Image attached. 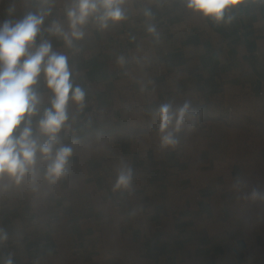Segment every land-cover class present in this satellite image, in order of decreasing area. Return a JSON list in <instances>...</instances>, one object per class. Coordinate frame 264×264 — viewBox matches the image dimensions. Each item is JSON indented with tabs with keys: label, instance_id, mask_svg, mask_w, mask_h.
<instances>
[{
	"label": "crops",
	"instance_id": "0c3cea01",
	"mask_svg": "<svg viewBox=\"0 0 264 264\" xmlns=\"http://www.w3.org/2000/svg\"><path fill=\"white\" fill-rule=\"evenodd\" d=\"M37 2L0 0V21ZM130 3L127 21L93 30L70 61L87 93L65 139L78 140L70 176L0 195V264H33V256L40 264H264V202L241 198V182L264 189V3L239 7L220 25L182 0ZM62 13L58 3L45 24ZM185 100L199 120L176 149L161 150L149 112ZM122 162L133 169L132 187L114 192Z\"/></svg>",
	"mask_w": 264,
	"mask_h": 264
},
{
	"label": "clouds",
	"instance_id": "9594fccd",
	"mask_svg": "<svg viewBox=\"0 0 264 264\" xmlns=\"http://www.w3.org/2000/svg\"><path fill=\"white\" fill-rule=\"evenodd\" d=\"M250 2L253 0H182L188 12L217 25L232 23L234 12ZM58 3L63 4L62 17L46 25ZM130 7V0H38L35 10L0 21V195L9 189L36 191L40 184L58 185L70 176L78 140L65 143V139L76 114L86 107L87 97L85 89L76 83L70 61L93 30L104 33L127 21ZM7 11L13 16L15 5ZM142 12L146 19H152L150 8ZM147 32L159 37L154 24H148ZM53 37L63 42L64 50L53 47ZM127 63L124 55L117 57L120 67ZM141 91H145L144 85ZM45 98L48 106L42 107ZM149 114L159 121L161 150L176 149L181 133L199 120L190 100L164 102ZM132 182L133 169L122 162L113 191L130 190ZM241 185L246 189L242 199L264 202V189L244 182Z\"/></svg>",
	"mask_w": 264,
	"mask_h": 264
},
{
	"label": "built area",
	"instance_id": "2783aa9c",
	"mask_svg": "<svg viewBox=\"0 0 264 264\" xmlns=\"http://www.w3.org/2000/svg\"><path fill=\"white\" fill-rule=\"evenodd\" d=\"M213 24L214 25H217L215 23H213ZM125 34H127V33L125 32ZM237 35L242 38V31H241V29H238ZM85 87L86 88H89L90 87V83L89 82H86L85 83ZM259 94H261V93H259ZM88 104H89V113L91 115L96 114L97 111H98V104H97L96 99L94 97H90L89 98V101H88ZM10 242L13 243L14 240L11 239ZM5 244H6V241L5 240H0V247H3ZM28 262L29 263H33V264H40V258L39 257H36V256L30 257V258H28Z\"/></svg>",
	"mask_w": 264,
	"mask_h": 264
}]
</instances>
